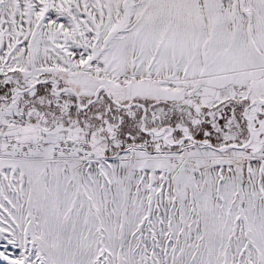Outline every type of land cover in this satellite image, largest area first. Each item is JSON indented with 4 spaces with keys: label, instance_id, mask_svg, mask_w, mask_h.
Wrapping results in <instances>:
<instances>
[{
    "label": "snow or ice",
    "instance_id": "obj_1",
    "mask_svg": "<svg viewBox=\"0 0 264 264\" xmlns=\"http://www.w3.org/2000/svg\"><path fill=\"white\" fill-rule=\"evenodd\" d=\"M0 264H264V0H0Z\"/></svg>",
    "mask_w": 264,
    "mask_h": 264
}]
</instances>
